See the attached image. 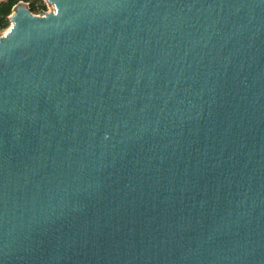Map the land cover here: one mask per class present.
Returning a JSON list of instances; mask_svg holds the SVG:
<instances>
[{"label": "water", "instance_id": "1", "mask_svg": "<svg viewBox=\"0 0 264 264\" xmlns=\"http://www.w3.org/2000/svg\"><path fill=\"white\" fill-rule=\"evenodd\" d=\"M44 1L0 35V264H264V0Z\"/></svg>", "mask_w": 264, "mask_h": 264}, {"label": "trees", "instance_id": "2", "mask_svg": "<svg viewBox=\"0 0 264 264\" xmlns=\"http://www.w3.org/2000/svg\"><path fill=\"white\" fill-rule=\"evenodd\" d=\"M20 1L29 4L31 11L34 13H44L47 10V3L44 0H1L0 1V35L4 30L8 29L11 22L9 19L13 8Z\"/></svg>", "mask_w": 264, "mask_h": 264}, {"label": "rangeland", "instance_id": "3", "mask_svg": "<svg viewBox=\"0 0 264 264\" xmlns=\"http://www.w3.org/2000/svg\"><path fill=\"white\" fill-rule=\"evenodd\" d=\"M47 9H49V6L47 7ZM39 14H42V13H39ZM7 30H8V29L4 30L3 33H5ZM3 33H2V34H3ZM2 34H1V35H2Z\"/></svg>", "mask_w": 264, "mask_h": 264}, {"label": "built area", "instance_id": "4", "mask_svg": "<svg viewBox=\"0 0 264 264\" xmlns=\"http://www.w3.org/2000/svg\"><path fill=\"white\" fill-rule=\"evenodd\" d=\"M1 1V0H0ZM49 6V9H47L46 11H49L51 10V6L47 4V7Z\"/></svg>", "mask_w": 264, "mask_h": 264}, {"label": "bare ground", "instance_id": "5", "mask_svg": "<svg viewBox=\"0 0 264 264\" xmlns=\"http://www.w3.org/2000/svg\"><path fill=\"white\" fill-rule=\"evenodd\" d=\"M7 31H8V30H7ZM7 31H6V32H7Z\"/></svg>", "mask_w": 264, "mask_h": 264}]
</instances>
